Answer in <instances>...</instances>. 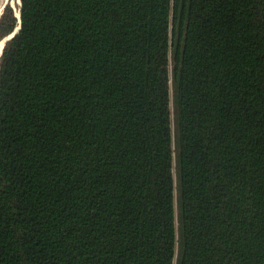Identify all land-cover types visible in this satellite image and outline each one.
I'll return each instance as SVG.
<instances>
[{
    "label": "trees",
    "instance_id": "1",
    "mask_svg": "<svg viewBox=\"0 0 264 264\" xmlns=\"http://www.w3.org/2000/svg\"><path fill=\"white\" fill-rule=\"evenodd\" d=\"M0 25V264H264L261 0H19Z\"/></svg>",
    "mask_w": 264,
    "mask_h": 264
},
{
    "label": "snow or ice",
    "instance_id": "2",
    "mask_svg": "<svg viewBox=\"0 0 264 264\" xmlns=\"http://www.w3.org/2000/svg\"><path fill=\"white\" fill-rule=\"evenodd\" d=\"M161 2H165V0H161ZM177 2V0H173V4L175 6V3ZM261 3L264 4V0H261ZM175 24V19L173 18V25ZM0 27H2V25H0ZM21 35H23V32L21 31ZM19 37H17V40L12 41V43H10L7 46V51L6 53L0 57V75H2L3 72V68L5 63L8 61V59H10V57L14 54L15 51V45L18 41ZM173 89H174V84H173Z\"/></svg>",
    "mask_w": 264,
    "mask_h": 264
},
{
    "label": "rangeland",
    "instance_id": "3",
    "mask_svg": "<svg viewBox=\"0 0 264 264\" xmlns=\"http://www.w3.org/2000/svg\"><path fill=\"white\" fill-rule=\"evenodd\" d=\"M7 4L10 5L14 10H16L19 5V0H0V13L3 7ZM2 42L3 40L0 41V45L2 44Z\"/></svg>",
    "mask_w": 264,
    "mask_h": 264
},
{
    "label": "water",
    "instance_id": "4",
    "mask_svg": "<svg viewBox=\"0 0 264 264\" xmlns=\"http://www.w3.org/2000/svg\"><path fill=\"white\" fill-rule=\"evenodd\" d=\"M19 29V27L11 34V35H9L7 38H5L4 40H3V42H2V44H1V50H0V55H1V52H2V48H3V46H4V43L7 41V40H9L10 38H12L13 36H14V34L17 32V30Z\"/></svg>",
    "mask_w": 264,
    "mask_h": 264
},
{
    "label": "bare ground",
    "instance_id": "5",
    "mask_svg": "<svg viewBox=\"0 0 264 264\" xmlns=\"http://www.w3.org/2000/svg\"><path fill=\"white\" fill-rule=\"evenodd\" d=\"M0 50H1V45H0Z\"/></svg>",
    "mask_w": 264,
    "mask_h": 264
}]
</instances>
